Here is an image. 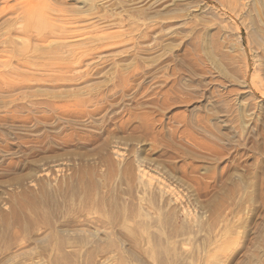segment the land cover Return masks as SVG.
<instances>
[{
	"label": "rangeland",
	"instance_id": "obj_1",
	"mask_svg": "<svg viewBox=\"0 0 264 264\" xmlns=\"http://www.w3.org/2000/svg\"><path fill=\"white\" fill-rule=\"evenodd\" d=\"M0 264H264V0H0Z\"/></svg>",
	"mask_w": 264,
	"mask_h": 264
}]
</instances>
